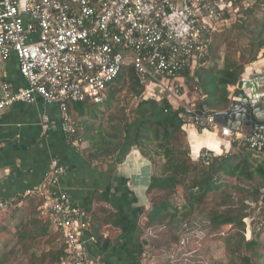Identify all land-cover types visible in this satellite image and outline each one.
<instances>
[{"label":"built area","instance_id":"obj_1","mask_svg":"<svg viewBox=\"0 0 264 264\" xmlns=\"http://www.w3.org/2000/svg\"><path fill=\"white\" fill-rule=\"evenodd\" d=\"M242 1L0 0V72L15 57L26 83L17 89L0 75V114L16 102L33 104L42 98L60 106V129L75 135L70 105L104 103L131 68L141 86H156L154 97H167L182 107L179 118L185 127L220 129L233 144L263 154L264 134L222 125L214 115L184 102L174 85L190 69L204 67L214 35ZM196 90L201 92L198 86ZM212 158L207 150L198 161L209 166ZM68 172V167L52 164L33 193L45 198V213L61 232L65 264H100L89 258L90 246L98 243L90 232L91 216L71 205L60 185Z\"/></svg>","mask_w":264,"mask_h":264},{"label":"crops","instance_id":"obj_2","mask_svg":"<svg viewBox=\"0 0 264 264\" xmlns=\"http://www.w3.org/2000/svg\"><path fill=\"white\" fill-rule=\"evenodd\" d=\"M224 62L225 56L221 55L219 62L218 57L215 59L211 57L204 67L197 70L218 68V66L222 69ZM2 69L0 75L12 82L17 89L26 86L19 73L18 61L15 57L2 64ZM263 75L264 57L259 63L247 68L243 78L253 79ZM175 82L174 85L178 87ZM128 86H130V78ZM144 88L146 90L142 97H135L141 101L139 100V106L130 122L124 124L122 137L112 134L110 128H106L108 132L105 133L106 130L96 125V119L93 120L96 116H92L93 113L96 115L95 110L101 109L99 106L111 107L116 99L108 106L87 103V111L90 112L83 117L73 107L75 103L71 104L70 112L77 124V133L72 136L60 129V106L47 104L42 98H38L33 104L16 102L2 112L0 114V214L3 210L10 209L14 220L21 218L19 210L24 204L25 193L45 181L52 164L64 165L69 168V172L60 179V185L70 195L71 205L78 206L91 216L93 229L90 232L93 235L96 236V230L101 228V234L108 235L112 241L105 243L106 240L105 242L103 240L100 243L96 236L97 245L90 246L93 256L100 258L104 264H134L136 259L143 262L144 249L139 241L141 228H137L135 222L139 213L150 207L146 192L152 177L161 174L158 172V167L156 168L157 162L154 157L155 152L160 151L156 149L155 142L138 145L135 132L129 135L125 127L128 123L132 125L133 122L138 121L137 111L141 108H147L148 113H143L145 118H152L154 111L164 110L161 114L155 113L160 120L165 119L170 111L177 112L178 115L182 112V107L173 100H171L172 105L166 109L162 105L163 98L159 95L153 96L154 91L157 92L155 85ZM237 88L238 86L228 87L230 103L224 112L228 111L235 100ZM201 92L196 90L194 82L193 85L190 83L187 92L185 94L182 92V100L194 103L198 107L206 99ZM258 92L263 90L259 89ZM202 111L210 114L216 112L209 108L208 111L205 109ZM44 117L48 121L43 122ZM217 119L222 125L229 126L223 122V117ZM184 131L191 158L195 162L201 152L207 150L215 153V157L218 155L220 160L231 158L235 164L249 154L241 153L244 151L230 139L222 136L220 129L202 132L184 126ZM251 154L258 163L264 162V153L251 152ZM101 196H103L102 200ZM121 212L131 222L129 230L123 233L121 229L112 225H104L111 215ZM49 221L52 223V230L58 233L50 218ZM18 228H15L16 231ZM16 231L11 230L13 233ZM60 236L63 238L61 234ZM117 237L118 240L114 242Z\"/></svg>","mask_w":264,"mask_h":264},{"label":"trees","instance_id":"obj_3","mask_svg":"<svg viewBox=\"0 0 264 264\" xmlns=\"http://www.w3.org/2000/svg\"><path fill=\"white\" fill-rule=\"evenodd\" d=\"M260 8L261 4L258 3L252 8L243 9L242 27L246 29L247 34L246 42L239 50L240 58L226 56L222 69L219 66L201 70L192 68L182 76L179 82H175L184 94L190 83L193 85L194 82L195 86L199 87L206 99L199 104L197 109L204 110L208 107L211 111L224 112L228 108L230 103L228 87L238 86L245 74V66L256 62L257 55L264 50V10L261 11ZM259 13L262 15L261 18H259ZM226 17L230 19L231 15L227 14ZM245 24H248L246 28ZM230 34H233V31L214 35L211 57L214 59L218 57V62L221 60V49L228 41ZM126 74L130 78L129 92L141 98L146 89L139 84L131 68L124 71L117 82H121ZM118 92H111L107 101L98 105H111ZM86 104L80 102L73 104L82 117L90 112V110L87 111ZM162 105L168 109L172 101L165 97ZM144 112L148 113L146 107L138 109V121L133 122L132 125H126L127 134L131 135L135 132L138 145L155 142L156 149L163 152L165 160L161 174L152 177L146 192L150 200L148 210L151 208V211H147L145 217V212L139 213L136 217V226L141 228L139 241L143 249L146 243L143 240L146 235V229L143 228L145 219L147 228L166 226L173 229L181 221L180 210L173 204V200L181 185L186 184L187 203L184 216L197 213V221H207L214 230L218 231V237L222 239L226 249L233 254L232 264H262L264 240L260 238V235L246 240L244 219L248 217L246 214L248 206L245 205V201L251 196L249 194L260 196L261 191L264 190V162L258 163L252 154H248L237 164L231 158L220 160L218 157L212 158L209 166H206L202 160L195 162L191 158L184 125L177 112L170 111L163 120L155 115V113L161 114L160 111H154L152 118H145ZM92 116L96 115L93 113ZM223 175L230 179L226 185L221 182ZM244 182L250 183L248 185L250 188L246 191L247 196L241 198L239 194L245 191ZM34 190L35 188L25 193L24 204L19 210L22 221L17 231L13 233L5 227L1 232L7 236L2 242L4 246L3 251L0 252V264L10 262H15V264H65L67 254L62 245V238L59 233L52 231V223L45 213L47 204L45 198L33 193ZM102 198L103 196L100 197L101 200ZM130 224V220L122 212L111 215L109 220L104 222V225H112L121 229L123 233L130 229ZM100 229L98 228L95 232L99 242L103 240L104 242L106 240L105 243L112 242L108 235L101 234ZM118 237L114 242L118 240ZM1 241L0 239V244ZM178 242V252L186 251L185 240L182 241L177 236H173L170 242L169 237L164 238L167 248ZM38 250L40 254H37ZM134 264H141V261L136 259Z\"/></svg>","mask_w":264,"mask_h":264},{"label":"rangeland","instance_id":"obj_4","mask_svg":"<svg viewBox=\"0 0 264 264\" xmlns=\"http://www.w3.org/2000/svg\"><path fill=\"white\" fill-rule=\"evenodd\" d=\"M258 3L261 4L259 10L263 11L264 0H243L233 8L231 18L220 26L218 34L233 31V34L228 35L229 39L221 49L220 54L222 56L226 57L229 55L234 58H240L241 52H239V50L242 45L245 44V36L247 34L246 29L242 27L244 23V17H242L243 9L252 8L254 4ZM261 16V13H259V18H261ZM236 26L239 27L236 28ZM246 26H248V24H245V28ZM263 57L264 50H261L257 55V61L245 66V74L247 68L262 61ZM259 58H261L260 61ZM128 82L129 76L126 74L121 82H117L111 87L109 95L112 91H119L116 96L115 104L111 107L99 106L101 109L95 110L96 118H93V120L96 119V125H99L102 130L110 128L111 133L119 137L124 135L122 133L124 124L130 122L136 108L139 106L138 102L140 100L136 99L135 96L129 92L127 89V87H129ZM107 132L108 131L106 130L105 133ZM238 146L244 151L241 153L251 154L243 144ZM212 154L214 158L215 153ZM217 156L218 155H216V157ZM154 157L157 162L156 168L158 167V172L161 173V168L165 160L163 159V152L155 153ZM221 182L226 185L230 182V179L223 175ZM249 184L250 183L248 182H244L243 187L245 191L240 193L239 197L242 198L247 196L248 192L246 191L250 188L248 187ZM185 188L186 184L181 185L180 190L176 193L173 200V203L178 207L181 213L179 214L181 221L175 226V228H173L174 230L166 226L147 228L146 219L143 221V228L146 229V235L143 240L146 243L143 245L144 254L142 256L143 262H141V264H232L233 254L226 249L224 242L218 237V231L214 230L207 221H197V213L190 216H184V214H186L187 203ZM249 195L251 196L245 201V205L248 206V209L246 210L248 217L244 219L246 225L245 238L246 240H251L260 235V238L264 240V190L261 191L260 196ZM7 210H3L0 214V239L2 240L0 244V252L3 251L4 245L2 242L7 236L6 234H1L3 229L6 227L9 231H16L15 228H18L21 223V218L14 220L11 217L12 211L10 209ZM147 211L150 212L151 208L149 210H143V212H145L144 217L147 216ZM4 222L6 224H4ZM52 231L55 232L54 230ZM173 236H177L179 240H185L186 251H183L182 253L178 252L179 242L172 244L170 248L165 246L164 238L169 237L171 242ZM37 254H40L39 250L37 251ZM9 264H15V262H10ZM262 264H264V259L262 260Z\"/></svg>","mask_w":264,"mask_h":264},{"label":"water","instance_id":"obj_5","mask_svg":"<svg viewBox=\"0 0 264 264\" xmlns=\"http://www.w3.org/2000/svg\"><path fill=\"white\" fill-rule=\"evenodd\" d=\"M259 89L263 92H258ZM237 91L228 111L212 112L211 115L223 117V122L234 130L246 128L264 134V75L253 79L242 78ZM205 110L208 111V108Z\"/></svg>","mask_w":264,"mask_h":264},{"label":"bare ground","instance_id":"obj_6","mask_svg":"<svg viewBox=\"0 0 264 264\" xmlns=\"http://www.w3.org/2000/svg\"><path fill=\"white\" fill-rule=\"evenodd\" d=\"M69 197H70V195H69ZM46 215L50 218V220H52L51 217H50V215H48V214H46ZM92 226H93V219L91 220V223H90V231H91ZM57 231H58L59 234H61V232L59 230H57ZM91 252H92L91 251V248H89V258H90L91 261H93V262H99L100 264H104L103 261L100 258H95ZM67 260H68V258L66 259V261Z\"/></svg>","mask_w":264,"mask_h":264},{"label":"clouds","instance_id":"obj_7","mask_svg":"<svg viewBox=\"0 0 264 264\" xmlns=\"http://www.w3.org/2000/svg\"><path fill=\"white\" fill-rule=\"evenodd\" d=\"M198 161V160H197Z\"/></svg>","mask_w":264,"mask_h":264}]
</instances>
